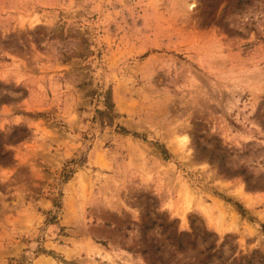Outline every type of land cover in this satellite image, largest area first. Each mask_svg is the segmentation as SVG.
I'll list each match as a JSON object with an SVG mask.
<instances>
[{
	"label": "rangeland",
	"instance_id": "1",
	"mask_svg": "<svg viewBox=\"0 0 264 264\" xmlns=\"http://www.w3.org/2000/svg\"><path fill=\"white\" fill-rule=\"evenodd\" d=\"M0 264H264V0H0Z\"/></svg>",
	"mask_w": 264,
	"mask_h": 264
},
{
	"label": "trees",
	"instance_id": "2",
	"mask_svg": "<svg viewBox=\"0 0 264 264\" xmlns=\"http://www.w3.org/2000/svg\"><path fill=\"white\" fill-rule=\"evenodd\" d=\"M237 209L240 211V209H242V207L240 205H236Z\"/></svg>",
	"mask_w": 264,
	"mask_h": 264
}]
</instances>
